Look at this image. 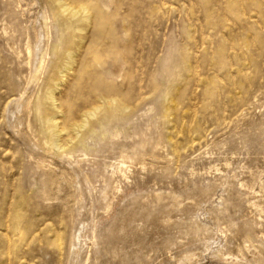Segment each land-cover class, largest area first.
I'll list each match as a JSON object with an SVG mask.
<instances>
[{"label": "rangeland", "instance_id": "1", "mask_svg": "<svg viewBox=\"0 0 264 264\" xmlns=\"http://www.w3.org/2000/svg\"><path fill=\"white\" fill-rule=\"evenodd\" d=\"M48 1L0 0V264H264V0H63L90 17L64 86L101 110L61 153L28 128Z\"/></svg>", "mask_w": 264, "mask_h": 264}, {"label": "bare ground", "instance_id": "2", "mask_svg": "<svg viewBox=\"0 0 264 264\" xmlns=\"http://www.w3.org/2000/svg\"><path fill=\"white\" fill-rule=\"evenodd\" d=\"M68 1V0H67ZM72 2V1H71ZM47 3H49V9L47 8V10H49L50 12H51V15L55 18V20H56V23H55V28H56V32H55V34H54V37H55V41H54V43H53V45H52V47L50 46V45H48V46H50L51 48H50V50H51V54L53 55V57H52V60L50 61V63L48 64L49 66H48V71H47V75H46V77H45V80H44V82H43V84L41 85V87H40V89L42 88V93H41V95L40 96H38V98H37V100L35 101V103L33 104V109H32V112H29L28 113V128H30L31 127V120H30V118H31V114H32V119H33V121L34 122H36V123H38V124H40V128H39V131H40V134H43V135H45L46 137H57L56 138V141H54V142H52L51 143V146L50 147H52L51 148V150H57V151H61V150H63V148H64V144L65 145H68L67 143H65V142H63L62 140H63V138H62V140H61V138L60 137H77V139H76V146L77 145H80L81 147H84L85 146V138H80V137H86L87 138V136H88V134H90V132H92L91 130H89V132H86L85 131V129L87 128V126L89 125V122H90V118H93V117H95V118H97L96 116H97V114L100 112V110H101V108H99V109H96L97 111L96 112H93V113H91V114H89V115H86L85 113H83L82 111H81V114L80 115H76L75 113H74V108H75V101L77 100V99H80V95H78V91H76L77 92V94L75 93V94H72V93H70L69 91L71 90V89H76V90H78V87H80V86H78L77 85V83L75 82V84H71V83H73V82H67V83H70L71 85H68V86H64V84L66 83V81H67V79H68V77H69V74L74 70V66H75V59H77V57L79 56V54H77L78 56L77 57H75L76 56V53H77V51H79V49L82 47V42H81V40H82V38L83 37H81L79 34H77V31H76V29H81V30H83L84 28H85V25L84 24H86L88 21H89V19H90V17L89 16H84L83 14L86 12V8H84V6H82V8H76V7H73L72 5H70L68 2H64L63 0H49ZM74 3V2H73ZM46 4V3H45ZM75 5V4H74ZM87 5V4H86ZM89 6V5H88ZM88 8V7H87ZM89 10L91 11V9L89 8ZM89 11V12H90ZM91 13V12H90ZM88 15V14H87ZM92 15H93V13H92ZM48 17H50V16H48ZM74 17H78L77 19V21H73V18ZM93 17V16H92ZM94 19V18H93ZM92 19V20H93ZM91 20V21H92ZM91 24V23H90ZM89 24V25H90ZM93 24V23H92ZM89 27V26H88ZM91 27V26H90ZM89 27V28H90ZM81 32V31H80ZM82 32H85V31H82ZM52 38V37H51ZM87 39V38H86ZM28 42H30V41H28ZM52 44V43H51ZM87 44V43H86ZM88 46V45H87ZM27 47V49H26V55H27V57L29 58V59H31V57H32V53H33V50H32V47L30 46V44L28 43V45L26 46ZM47 47V46H46ZM49 48V47H48ZM48 48H44L45 49V51H46V54L48 55V52L47 51H49L48 50ZM84 49L86 48V47H83ZM82 48V49H83ZM88 48V47H87ZM18 51V50H17ZM44 51V50H43ZM85 52V51H84ZM84 52H83V54H84ZM16 52H14V54H15ZM45 54V55H46ZM82 54V53H81ZM46 55V57L48 58V56ZM16 56V55H15ZM24 56V55H23ZM22 56V57H23ZM17 57H18V54H17ZM22 57H19V59H17L18 61L20 60V58L22 59ZM45 58V56L43 57V59ZM79 58V57H78ZM81 58L82 57H80V60H81ZM24 59V58H23ZM22 59V61H24ZM50 59V58H49ZM46 60V59H45ZM44 60V61H45ZM84 60V59H83ZM21 61V60H20ZM21 61V62H22ZM31 61V60H30ZM30 61H27L26 62V64L27 65H29L31 62ZM77 61H78V59H77ZM43 62V61H42ZM48 62V61H47ZM83 63V62H82ZM21 64V63H20ZM22 64H23V62H22ZM77 64H78V62H77ZM76 64V65H77ZM80 64V63H79ZM24 65H25V63H24ZM45 63H42V65L40 66V69H42V70H44V68H45ZM23 66V65H22ZM30 66V65H29ZM78 66V65H77ZM24 67V66H23ZM27 67V66H26ZM78 67H80V65L78 66ZM78 67H77V69H78ZM28 68V67H27ZM32 68V67H31ZM38 69V72H39V68H37ZM36 70V69H35ZM41 71V70H40ZM75 71V70H74ZM36 72V71H35ZM80 72V71H79ZM76 73H77V71L75 72V75H76ZM80 73H82V72H80ZM80 73L79 74H77V75H80ZM72 75V74H71ZM74 75V74H73ZM74 75V76H75ZM77 77V76H76ZM82 77V76H81ZM70 78H72V77H70ZM74 78V77H73ZM73 78H72V80H73ZM79 79V78H78ZM71 80V81H72ZM69 81V80H68ZM67 85V84H66ZM65 88H66V91H64L65 90ZM72 91V90H71ZM73 92H74V90H73ZM104 97V96H103ZM101 98V97H100ZM114 98L116 99V97L114 96ZM119 98H121V97H119ZM118 98V99H119ZM103 99V98H102ZM117 99V100H118ZM35 100V99H34ZM100 101V100H99ZM102 101V100H101ZM104 101V100H103ZM112 101V100H111ZM110 101V102H111ZM33 101H31V103H32ZM109 102V101H108ZM124 102V101H123ZM98 103V102H97ZM97 103H95L96 105H97ZM120 103V102H119ZM94 104V103H93ZM100 104V103H99ZM102 104V103H101ZM92 106H94V105H92ZM122 107V106H121ZM84 109V108H83ZM82 109V110H83ZM109 109V108H108ZM110 109H112V108H110ZM117 109V108H116ZM105 111V110H104ZM149 111H152V109H149V110H147L146 112H144L145 114L147 113V112H149ZM90 113V112H89ZM102 113V112H101ZM107 113V112H106ZM126 113V112H125ZM124 113V114H125ZM118 114V113H117ZM99 115V114H98ZM120 115V114H119ZM118 115V116H119ZM142 115H144V114H142ZM113 115H105V117H103V119H101V120H103L104 122L106 121V119H108L107 117H110V119H111V117H112ZM106 118V119H105ZM114 119H116V117H114L113 118V121H114ZM148 120V119H147ZM102 121V122H103ZM109 121V120H108ZM107 121V122H108ZM112 120H110V122H111ZM101 122V123H102ZM109 122V123H110ZM106 123V122H105ZM91 124V123H90ZM99 124V126H98V128L100 127V125H102V124H100V123H98ZM96 125V124H95ZM108 125V124H107ZM106 125V126H107ZM94 126V125H93ZM103 126V125H102ZM96 127V126H95ZM108 127V126H107ZM127 127V126H126ZM93 129H95V128H93ZM105 129H107V128H105ZM139 129V128H138ZM85 131V132H84ZM99 131V130H98ZM110 131V130H109ZM96 132V131H95ZM92 134V133H91ZM104 134H106V133H104ZM121 134H123L124 135V133L123 132H120V131H117V132H111L110 133V136L109 137H120V135ZM102 135V134H101ZM80 139H79V138ZM59 138H60V140H61V142L59 141ZM68 138H66V139H68ZM89 138V137H88ZM66 139H64V141H66ZM72 139V138H71ZM74 140H75V138H73ZM72 139V140H73ZM72 140H70V141H72ZM73 140V141H74ZM98 140V139H97ZM48 141V140H47ZM92 141V140H91ZM101 140H99V142H100ZM45 142H46V140H45ZM45 142H43V144L45 143ZM51 142V141H50ZM62 142L64 143V144H62ZM97 142V141H96ZM69 143V142H68ZM86 143H88V141L86 142ZM89 144V143H88ZM93 144V143H92ZM47 145H50V144H47ZM72 146V145H71ZM97 146V145H96ZM112 146V145H111ZM44 147V146H43ZM48 147V146H47ZM67 148V147H66ZM72 148V147H71ZM70 148V149H71ZM88 148V147H87ZM94 148V147H93ZM110 148V147H109ZM84 149H85V147H84ZM49 150V149H48ZM69 150V149H68ZM73 150H74V148H73ZM72 150V151H73ZM89 150V149H88ZM46 151V150H45ZM50 151V150H49ZM49 151H48V153H49ZM56 151V152H57ZM64 151V150H63ZM62 151V152H63ZM67 151V150H66ZM71 151V152H72ZM75 151V150H74ZM85 151H87L86 149H85ZM55 152V153H56ZM71 152H70V150H69V152H63V153H66V157L67 156H69V155H71ZM52 153H54L53 151H52ZM61 153V152H60ZM62 153V154H63ZM123 153V152H122ZM121 153V154H122ZM47 154V153H46ZM56 154H58V152L56 153ZM84 154V153H83ZM124 154H126V153H124ZM123 154V155H124ZM53 155V154H52ZM61 155V154H60ZM85 155V154H84ZM53 156H55V155H53ZM56 157H57V155H56ZM75 157V156H74ZM85 157V156H84ZM126 157V156H125ZM72 158H73V156H72ZM78 158V157H77ZM131 158V157H130ZM143 158V157H142ZM44 159V158H43ZM40 159H38V161H39ZM124 160V159H123ZM127 160H129V159H127ZM41 161H43V160H41ZM126 161V160H125ZM125 161H121L120 162V164L118 165V170H119V172L120 173H122V176L123 175H125V173H126V168H127V166H126V162ZM131 161V160H130ZM142 161V160H141ZM140 162V161H139ZM42 164H44V162L42 163ZM49 164V163H48ZM142 164V163H141ZM46 165V164H45ZM51 166V165H50ZM40 168V167H39ZM43 173H44V171H43ZM45 176V175H44ZM43 176V177H44ZM52 182H54V183H56V181H52ZM48 186V185H47ZM47 186H45L44 188H46ZM55 186V185H54ZM52 187V186H51ZM58 189H60L61 190V188L60 187H58ZM45 190V189H44ZM43 192H45V191H43ZM46 193V192H45ZM208 193V192H207ZM43 194V193H42ZM42 196H44V194L42 195ZM62 198H64V197H62ZM60 199H61V197L59 198V201H60ZM44 201V200H43ZM60 203H61V201H60ZM63 203V202H62ZM255 205V204H254ZM60 206H61V204H60ZM59 207V206H58ZM58 207H57V210H58ZM151 207V206H150ZM60 208H62V206L60 207ZM67 208V207H66ZM56 209V208H55ZM64 208H62L61 210H63ZM54 210V209H53ZM60 210V209H59ZM55 211V210H54ZM53 212V211H52ZM58 212V211H57ZM61 213H63V211L61 212ZM60 213V214H61ZM67 213V212H66ZM54 214V213H53ZM55 214H56V212H55ZM59 214V215H60ZM65 214V212L63 213V214H61V215H64ZM50 215V214H49ZM48 215V216H49ZM73 215V214H72ZM51 216V215H50ZM66 216V215H65ZM261 216H262V214H261ZM55 217V216H54ZM53 217V218H54ZM58 217V216H57ZM60 217V216H59ZM65 218V220H66V217H64ZM51 219H52V216H51ZM56 219V218H55ZM58 219V218H57ZM60 220V221H59ZM65 220H63V218L61 219H58L57 221H59L58 223L59 224H57V228L58 229H56L55 231H54V233H55V236L57 237V239L56 240H58L59 241V245L61 244V240L64 238V236L62 237V230H64L63 228H65L66 229V226H67V223L65 222ZM56 221V220H55ZM57 221L55 222V223H57ZM68 221V220H67ZM54 223V224H55ZM26 224H27V222H26ZM28 225V224H27ZM24 226H25V224H24ZM79 226V225H78ZM27 228V227H26ZM25 228V229H26ZM109 229V228H108ZM107 229V230H108ZM95 231H96V229H94ZM27 231V230H26ZM59 231H61L62 233L60 234V232ZM66 231V230H65ZM76 231V230H75ZM91 231V230H90ZM101 231V230H100ZM110 231H111V229H110ZM25 232V231H24ZM52 232V231H51ZM71 232H73V230L71 231ZM98 232V231H97ZM108 232V231H107ZM53 233V234H54ZM75 233V232H74ZM73 233V234H74ZM89 233V232H88ZM96 233V232H95ZM94 233V234H95ZM99 233V232H98ZM103 232H101V234H102ZM112 231L110 232V234L109 235H111L112 236ZM113 233H114V231H113ZM100 234V233H99ZM99 234H97L96 233V235H99ZM100 234V236H103V234L101 235ZM114 234H117V233H114ZM113 234V235H114ZM65 235V234H64ZM76 235V234H75ZM90 235V234H89ZM93 235V234H92ZM92 235H90V236H92ZM54 236V237H55ZM115 236V235H114ZM117 236V235H116ZM264 236V235H263ZM105 237H107V236H105ZM109 238H110V236H108ZM118 237H119V234H118ZM91 238V237H90ZM94 238H95V236H94ZM98 238V237H97ZM102 238H104V237H102ZM113 238H115V237H113ZM111 239L112 241L114 240V239ZM76 239V236H73L72 237V239H71V241H70V243H69V248L71 249V247H73V245H74V241H76L75 240ZM92 239H93V237H92ZM105 239V238H104ZM116 239H118V238H116ZM65 240V239H64ZM63 240V241H64ZM100 240H101V238H100ZM108 240V239H107ZM119 240V239H118ZM102 242H104L103 240H101ZM106 241V240H105ZM110 241V240H109ZM117 241V240H116ZM67 242V241H66ZM77 242V241H76ZM101 242V243H102ZM114 242V241H113ZM112 242V243H113ZM63 243V242H62ZM65 243V242H64ZM93 243H94V241H93ZM105 243V242H104ZM107 243H108V241H107ZM68 244V243H67ZM114 244H116V243H114ZM118 244V243H117ZM102 245V244H101ZM105 245V244H104ZM104 245H103V247H104ZM111 245V244H110ZM109 245V246H110ZM113 245V244H112ZM112 245H111V247H112ZM95 246V245H94ZM106 246V245H105ZM115 246V245H114ZM91 247V246H90ZM93 247V246H92ZM96 247V246H95ZM97 247H99V246H97ZM110 247V248H111ZM116 247V246H115ZM115 247H113L114 249L113 250H115ZM67 248V247H66ZM68 248V249H69ZM74 248V247H73ZM99 248H101V247H99ZM98 248V249H99ZM105 248V247H104ZM107 248V247H106ZM117 248V247H116ZM68 249H67V252H68ZM107 249H109V248H107ZM112 249V248H111ZM111 249H109V250H111ZM72 250V249H71ZM74 250V249H73ZM78 249H76V251H77ZM99 250H101V249H99ZM257 250H258V248H257ZM75 251V250H74ZM73 251V252H74ZM79 251V250H78ZM105 251H107V250H105ZM66 252V251H65ZM70 253H71V251H70ZM83 253V252H82ZM97 253V251L95 252V254ZM98 253H100L99 251H98ZM101 253L103 254V252L101 251ZM80 254H81V252H80ZM91 254V253H90ZM93 254H94V251H93ZM92 254V255H93ZM263 254V253H262ZM82 255V254H81ZM88 255H89V253H88ZM99 255H101V254H99ZM73 256H74V254H73ZM103 256V255H102ZM82 257V256H81ZM86 257V255L84 254V257H83V259ZM88 257V256H87ZM90 257V256H89ZM99 257H101V256H98V258ZM104 257V256H103ZM94 258H95V256H94ZM91 259V258H90ZM127 259V258H126ZM129 259V258H128ZM127 259V260H128ZM253 259V258H252ZM85 260H87V259H85ZM67 261H68V258H67ZM81 262L83 261V263H84V260H80ZM94 261V260H93ZM92 261V262H93ZM100 261V260H99ZM125 261V260H124ZM129 261H131V260H129ZM80 262V263H81ZM86 262V261H85ZM89 262H91V261H89ZM101 262H103V261H101ZM127 262V261H126ZM132 262V261H131ZM69 263V262H68ZM72 263H74L73 261H72ZM97 263V262H96ZM129 263V262H128ZM127 263V264H128ZM87 264H90V263H88L87 262ZM92 264H94V263H92ZM102 264V263H101Z\"/></svg>", "mask_w": 264, "mask_h": 264}]
</instances>
